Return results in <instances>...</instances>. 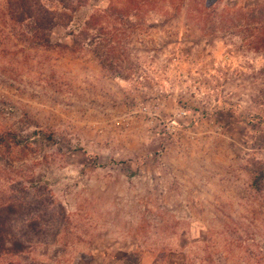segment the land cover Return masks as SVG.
Segmentation results:
<instances>
[{"label": "rangeland", "instance_id": "obj_1", "mask_svg": "<svg viewBox=\"0 0 264 264\" xmlns=\"http://www.w3.org/2000/svg\"><path fill=\"white\" fill-rule=\"evenodd\" d=\"M17 1L0 264H264V0Z\"/></svg>", "mask_w": 264, "mask_h": 264}, {"label": "trees", "instance_id": "obj_2", "mask_svg": "<svg viewBox=\"0 0 264 264\" xmlns=\"http://www.w3.org/2000/svg\"><path fill=\"white\" fill-rule=\"evenodd\" d=\"M40 1L41 0H18L17 2L21 11L24 12L28 18L34 20L35 27L32 37L36 41V44L45 42V44L48 45L49 41L45 34L41 35V31L48 30L49 27L53 25V12L49 11ZM17 20L19 21L21 19ZM39 35L43 36V39H40Z\"/></svg>", "mask_w": 264, "mask_h": 264}]
</instances>
